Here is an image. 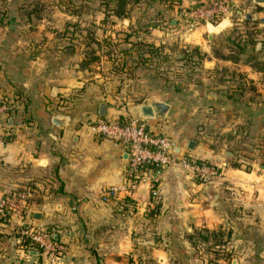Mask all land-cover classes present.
I'll use <instances>...</instances> for the list:
<instances>
[{"label":"crops","instance_id":"0c3cea01","mask_svg":"<svg viewBox=\"0 0 264 264\" xmlns=\"http://www.w3.org/2000/svg\"><path fill=\"white\" fill-rule=\"evenodd\" d=\"M195 1L0 0V93L15 102L0 197L23 196L0 217V264H264V1L181 30ZM125 116L175 142L158 179L128 191V153L91 127ZM184 155L218 174L197 180ZM38 228L64 249H40Z\"/></svg>","mask_w":264,"mask_h":264},{"label":"built area","instance_id":"2783aa9c","mask_svg":"<svg viewBox=\"0 0 264 264\" xmlns=\"http://www.w3.org/2000/svg\"><path fill=\"white\" fill-rule=\"evenodd\" d=\"M232 0H203L195 1L177 9V21L181 30H191L198 25H219L228 21L234 13ZM246 18H252L246 15ZM14 101L7 95L0 93V125L5 128V135L9 136L8 119L14 110ZM92 130L103 138H109L120 143L128 153L125 191L131 190L141 181L155 182L162 169L172 162L174 140L169 135L150 129L146 122L138 117L125 116L123 118L104 119L97 118L91 125ZM180 164L189 169L195 178L204 180L218 174V169L204 159L184 155ZM201 180V181H202ZM117 188L110 187L102 191L103 201L116 198ZM17 195L4 193L0 197V214L10 210L21 209L22 204ZM33 243L47 253L61 252L64 247L53 239V234L46 229L38 228L26 232Z\"/></svg>","mask_w":264,"mask_h":264},{"label":"rangeland","instance_id":"374dc122","mask_svg":"<svg viewBox=\"0 0 264 264\" xmlns=\"http://www.w3.org/2000/svg\"><path fill=\"white\" fill-rule=\"evenodd\" d=\"M245 19H246V18H245ZM225 22H226V21H225ZM225 22H224V23H225ZM183 32L186 33V32H188V31H183ZM174 61H176V58L173 59V62H174ZM171 64H172V63H171ZM169 65H170V64H164V63H163V60H162L161 58H160L159 60L155 61V67H156V69H157V71H158V74L160 75V79L165 78V76L168 74L166 71H167ZM171 67H172L173 70L175 69L174 65H172ZM6 214H7V213H5V214H3V215L0 214V217H1L2 219L6 218Z\"/></svg>","mask_w":264,"mask_h":264},{"label":"water","instance_id":"95a60500","mask_svg":"<svg viewBox=\"0 0 264 264\" xmlns=\"http://www.w3.org/2000/svg\"><path fill=\"white\" fill-rule=\"evenodd\" d=\"M256 1L263 2L264 0H256ZM174 22H175V19H173L171 24H174ZM222 26H224V24L221 25V27ZM141 113L144 115H152L153 114L152 107L150 105H142L141 106ZM205 179H207V177Z\"/></svg>","mask_w":264,"mask_h":264},{"label":"trees","instance_id":"16d2710c","mask_svg":"<svg viewBox=\"0 0 264 264\" xmlns=\"http://www.w3.org/2000/svg\"><path fill=\"white\" fill-rule=\"evenodd\" d=\"M122 2H123V0H122ZM252 31H253V30H252ZM244 41H251V40L245 38ZM238 46H240V45L238 44ZM242 46H243V45H242ZM253 47H254V43H253ZM152 49H157V47H153ZM196 179H197V180H202L201 178H196ZM152 190H153V193H152V194H153V195L156 194V193H155V186H152Z\"/></svg>","mask_w":264,"mask_h":264}]
</instances>
